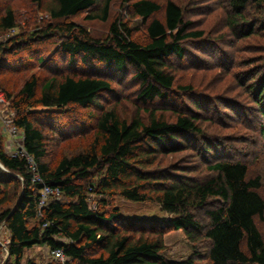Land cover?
<instances>
[{
	"label": "trees",
	"instance_id": "obj_1",
	"mask_svg": "<svg viewBox=\"0 0 264 264\" xmlns=\"http://www.w3.org/2000/svg\"><path fill=\"white\" fill-rule=\"evenodd\" d=\"M114 1L48 0V25L21 30L0 42V93L10 101L13 125L23 133L22 149L11 155L0 132V225L8 232L7 264H22L26 250L37 245L50 252L62 250L68 264H200L204 259L208 264H264V230L258 225V221L264 222V180L261 172H251V164L260 158L257 151L229 147L227 135L204 130L201 113H191L190 105L187 109L170 108L176 114L173 120L157 114L156 108L146 109L149 117L145 120L139 109L129 118L117 106L104 108L98 101L113 91V77L118 74L131 75L130 82L138 85L136 99L142 104L169 99L176 86L171 62L183 65L184 42L203 40L206 30L193 29L192 22L185 19L186 9L176 0L165 4L123 0L135 24L127 16L117 15L103 37L69 20L88 12L90 21H108ZM229 2L227 26L233 35L249 37L255 26L249 24L246 8L251 3L262 6L264 0ZM3 12L0 30H16L14 9L7 6ZM246 23L248 31L243 32ZM140 30L143 40L135 37ZM56 37H60L57 51L68 55L70 64L78 58L90 70L101 65L112 77L91 70L88 75L53 76L42 84L32 76L22 80L20 87L12 86L7 75L21 71L10 57L28 55L32 60L37 41ZM220 40L224 43L211 42L212 48L203 58L204 69L214 66L211 57L228 39ZM209 43L205 42L203 49H208ZM44 60L45 56H40L38 63ZM220 66L216 67L230 71L235 62ZM248 73L250 77L251 70ZM242 85L245 88L246 84ZM178 88L193 93L192 85ZM251 88L259 122L249 126L253 130L249 145L254 141L263 147L264 76ZM203 103L210 102L203 99L195 107L210 120L213 114L201 107ZM74 107L96 108L97 112L88 113L95 125L75 134L81 137L79 145L56 158L50 152L54 137L48 131L56 134L57 117ZM237 113L240 118V110ZM71 137L62 136V140ZM245 139L231 138L239 144ZM191 148L203 156L207 173L202 176H192L191 168L184 172L182 168L159 167L174 152ZM46 186L55 191L40 207ZM119 196L153 202L176 217L163 226L157 220H127L114 204ZM168 229L184 232L192 248L186 260L162 254ZM4 254L0 245V257ZM26 264L38 263L29 260Z\"/></svg>",
	"mask_w": 264,
	"mask_h": 264
},
{
	"label": "rangeland",
	"instance_id": "obj_2",
	"mask_svg": "<svg viewBox=\"0 0 264 264\" xmlns=\"http://www.w3.org/2000/svg\"><path fill=\"white\" fill-rule=\"evenodd\" d=\"M165 4L167 0H158ZM186 9L185 19L192 22L193 29H204L206 35L201 40H187L184 42L185 55L182 58L181 65L178 61L171 62L173 72L176 77V86L171 92L169 99L165 101H155L153 104H142L136 99V90L138 85L131 81V75L118 74L114 80V88L112 92L101 95L99 104L104 108L117 106L120 113L126 117H131L138 109L145 120H148L149 113L146 109L156 108L157 114L163 113L168 120H173L175 113L170 108L187 109V105L191 106V113L197 111L201 113L200 122L202 128L212 135L228 136L229 147H240L239 149L257 151L260 158L251 164V172H261L264 180V145H259L258 142H252L253 146L249 145V138L253 134L250 130L251 124H258V112L256 111L255 103L252 101L251 87H254L264 76V4L257 6L251 3L246 8L248 15L254 26V32L249 37L242 35H233L230 28L227 26L226 15L231 11V3L229 0H176ZM48 0H0V14L4 13L5 7H12L17 16L16 30H0V42H5L17 35L21 30H30L41 28L48 25L51 21L46 16V4ZM94 10H98L97 8ZM98 12V11H97ZM161 12L162 9H161ZM45 14V15H44ZM88 12H82L78 16L72 17L69 20L79 25L86 26L88 30L93 32L94 36L103 37L109 31L111 20L117 15L127 16V19L132 18V13L123 0H115L112 5L111 16L108 21L102 22L99 20L90 21L86 18ZM162 17L163 15L158 14ZM132 24H135L136 19H130ZM249 24H244L243 32L248 31ZM137 25H141L140 22ZM242 32V33H243ZM241 33V34H242ZM220 34H225L221 37ZM135 37L144 38L142 30L135 32ZM228 39L224 47L211 57L214 64L213 67L220 65L230 66L235 62V66L230 71H225L220 68L208 67L205 68L204 57L210 52L211 42L222 44ZM60 37L51 38L46 42L37 41L33 45L31 55L32 60L28 59V55H21L23 58L10 57L12 64L17 66L21 72L7 75L10 83L15 86H21L22 80L36 76L39 82L44 83L45 79L64 74L72 75H88L91 70L98 73H103L112 77L103 66L97 65L94 69L83 65L77 58L73 64L69 63V57L63 52L57 51V44ZM233 40V41H232ZM205 42H210L208 49H203ZM239 44V46L237 45ZM222 52V53H221ZM238 55V57H237ZM45 56L43 62L38 63V58ZM47 56V58H46ZM52 58V60H48ZM251 70L249 77L248 71ZM239 77V78H237ZM4 79V77H2ZM245 83V88H243ZM192 85L193 93L184 91L178 86ZM206 100L210 103L202 104L201 107L208 109L210 114H213L212 119H208L206 112L199 107H195L198 101ZM232 100V101H231ZM8 102L0 93V132L4 136V146L8 151H14L21 147L22 137H18L12 132L14 111L10 109ZM240 110V115L237 111ZM89 112H97L96 108L81 109L74 107L57 117L55 121L56 134L48 131L49 136L54 137L51 141L50 152L52 155L58 156L64 153H70L79 145V138L75 136L80 130H88L95 125V121L88 116ZM225 114H229L226 117ZM243 118L247 123H244ZM47 120V119H46ZM244 127V128H241ZM89 131L87 134H89ZM66 142L62 140V136H71ZM246 139L241 143H236L231 138ZM192 149V148H191ZM160 168L176 167L191 168L192 176H202L207 173L204 165L203 156H200L195 150H182L169 155L165 161H162ZM0 168L3 167L0 164ZM254 170V171H253ZM114 204L119 208L121 215L127 220H157L160 224L167 225L176 214L163 211L159 205L153 202H137L131 201L121 196L115 199ZM260 228L264 230V222L259 223ZM4 225H0V241L4 243L8 240V232ZM139 232V231H138ZM264 232V231H263ZM164 240L166 249L163 255L172 260H186L192 254V248L185 237L182 230H171L165 232ZM46 246L37 245L27 249L22 259V264L27 261H35L38 264H68L67 261L55 259L48 251ZM204 252V251H203ZM206 259L200 261V264L206 263ZM2 257H0V263Z\"/></svg>",
	"mask_w": 264,
	"mask_h": 264
},
{
	"label": "built area",
	"instance_id": "obj_3",
	"mask_svg": "<svg viewBox=\"0 0 264 264\" xmlns=\"http://www.w3.org/2000/svg\"><path fill=\"white\" fill-rule=\"evenodd\" d=\"M13 121V119H12ZM14 128H12V132L18 137V139H20L22 137V142H23V133L21 130H19L15 125L13 126ZM22 149V145L21 147H19L18 149L14 150V151H9V153L11 155H14L16 153H18V151H20ZM33 169H35V167H33ZM35 179L39 180V176L38 174L35 175ZM55 190L49 188V187H44L41 191V201H40V207H44L47 203V200H48V196L53 194ZM58 194V193H56ZM8 241V240H7ZM0 244H4L5 243L3 241H0ZM50 254L57 260H60V261H65L66 260V256L64 254V252L60 249H56V250H53L50 252Z\"/></svg>",
	"mask_w": 264,
	"mask_h": 264
},
{
	"label": "water",
	"instance_id": "obj_4",
	"mask_svg": "<svg viewBox=\"0 0 264 264\" xmlns=\"http://www.w3.org/2000/svg\"><path fill=\"white\" fill-rule=\"evenodd\" d=\"M1 166H2V164H1ZM0 245H2L4 250H5V254L2 256V262L0 264H7L8 260H9V257H10L9 251H8L7 247L4 244H0Z\"/></svg>",
	"mask_w": 264,
	"mask_h": 264
}]
</instances>
